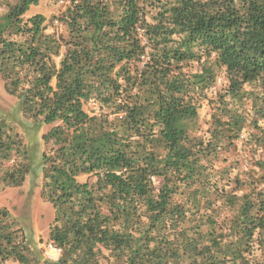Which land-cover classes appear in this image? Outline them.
<instances>
[{
	"label": "trees",
	"instance_id": "trees-1",
	"mask_svg": "<svg viewBox=\"0 0 264 264\" xmlns=\"http://www.w3.org/2000/svg\"><path fill=\"white\" fill-rule=\"evenodd\" d=\"M38 4L0 0L3 90L48 127L0 118V186L40 173L52 220L37 247L0 208V264H264V0Z\"/></svg>",
	"mask_w": 264,
	"mask_h": 264
},
{
	"label": "rangeland",
	"instance_id": "rangeland-1",
	"mask_svg": "<svg viewBox=\"0 0 264 264\" xmlns=\"http://www.w3.org/2000/svg\"><path fill=\"white\" fill-rule=\"evenodd\" d=\"M65 6H61L58 0H39L37 6H32L26 13V17L35 14H41L45 17L48 25L54 17H57ZM55 26V25H54ZM223 76L219 75L216 86L209 93L213 96L221 87L224 86ZM210 108L205 103L200 111V123L202 126L209 123ZM0 118L10 119L12 125L16 127L18 133L24 140L32 139L35 132L31 130V124L25 120L18 108V102L13 97L7 95L0 81ZM48 130L45 127L37 133L35 139L38 141V153L40 154V134ZM33 136V137H32ZM41 185V174L37 178L27 177L19 187H2L0 186V208L6 209L9 214L19 222L27 234L31 235L37 247H43L48 233V227L52 220V210L49 204L45 203L39 196ZM46 255L51 259L57 257V253L49 247L46 248ZM15 264V263H8Z\"/></svg>",
	"mask_w": 264,
	"mask_h": 264
},
{
	"label": "built area",
	"instance_id": "built-area-1",
	"mask_svg": "<svg viewBox=\"0 0 264 264\" xmlns=\"http://www.w3.org/2000/svg\"><path fill=\"white\" fill-rule=\"evenodd\" d=\"M138 1H141V0H138ZM58 3L61 5V6H66L68 4V0H58ZM54 25L55 26H59V24L57 22H54ZM49 248H51L49 246Z\"/></svg>",
	"mask_w": 264,
	"mask_h": 264
}]
</instances>
